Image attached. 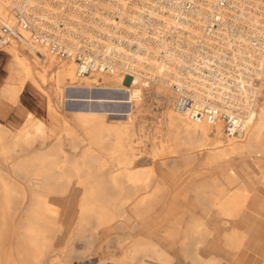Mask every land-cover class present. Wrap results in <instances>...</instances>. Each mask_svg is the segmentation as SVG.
<instances>
[{"label": "bare ground", "instance_id": "obj_1", "mask_svg": "<svg viewBox=\"0 0 264 264\" xmlns=\"http://www.w3.org/2000/svg\"><path fill=\"white\" fill-rule=\"evenodd\" d=\"M105 2L4 0L0 1V24L13 29L12 14L16 11L53 26L62 22L64 36L75 44L85 38L94 15L100 11L105 15L114 13L110 4L113 0ZM4 46L11 58L7 67L11 81L1 96L27 117L20 130L0 125V163L11 172L6 175L0 170V233L5 237L13 210L22 205L23 214L14 227L10 245V255L15 256L17 264H59L76 241L92 249L99 233L106 239V248L115 244L121 254L110 258L115 264H182L175 257L177 252L185 264L264 260V64L248 127L244 134L228 137L221 135L223 125L218 119L193 123L175 113L174 95L164 86L127 87L120 75L77 79L74 62H57L44 49L33 46L24 32L18 38L2 37L0 47ZM26 86L47 98L51 128L19 105ZM54 99L63 105L83 104L84 110L73 112L77 117L69 122L58 114L60 107L53 105ZM149 101L159 103L151 138L143 121L149 115L145 110ZM124 107L127 109L120 110ZM110 118H125V124H108ZM60 131L69 137L57 135ZM136 134L144 138L142 143L151 146L149 154L143 151L140 156L133 152L128 155L123 141ZM51 138L55 146L41 151ZM62 139H69L67 146L72 155L63 151ZM212 139L218 141L211 159L218 171L195 185L191 200L186 187L192 180V171L201 165V148ZM36 141L40 142V151L28 153ZM158 147L170 148L183 164V180L187 181L181 196L166 195L152 168L149 174L135 170L142 158L151 160L157 170L175 161L171 157L156 165L162 160L156 154ZM226 153L243 158L242 165L234 167L230 161L222 162L220 155ZM246 157L252 159L247 162ZM56 170L58 175L53 173ZM168 200L183 203L181 217L194 216L198 210L200 219H205L198 226L190 224L189 230L198 235L195 242L184 244L176 239V233L167 232L163 239L157 235L162 221L178 219L172 216L173 211L164 214ZM64 231L68 233L67 243L58 247Z\"/></svg>", "mask_w": 264, "mask_h": 264}, {"label": "built area", "instance_id": "obj_2", "mask_svg": "<svg viewBox=\"0 0 264 264\" xmlns=\"http://www.w3.org/2000/svg\"><path fill=\"white\" fill-rule=\"evenodd\" d=\"M110 4L114 13L94 15L75 44L62 22L53 26L16 11L13 29L0 24V46L2 37L27 33L49 56L74 62L77 79L120 75L130 86H164L175 113L193 123L218 119L228 137L245 133L264 64V0Z\"/></svg>", "mask_w": 264, "mask_h": 264}, {"label": "rangeland", "instance_id": "obj_3", "mask_svg": "<svg viewBox=\"0 0 264 264\" xmlns=\"http://www.w3.org/2000/svg\"><path fill=\"white\" fill-rule=\"evenodd\" d=\"M12 15L14 19L13 23H15L14 12ZM56 61L58 62V60ZM10 62H11V58L5 50V46L0 47V125L7 127L11 130H20L23 127V125L24 126L26 125L27 117L25 115L20 114L16 107L9 106L6 100L1 96V94L3 93L2 90L5 88L6 84H8L11 81V78L7 73V67L10 64ZM124 84L125 86L130 87L128 79H125ZM95 95L96 94H94V96ZM114 97L121 98L122 95L114 94ZM18 103L23 108V110L29 112L34 119L43 122L47 129L52 127L53 122H51V120L48 119L49 118L48 101L42 92L32 90L29 86H26L20 94ZM53 103H54L53 105L55 106L58 105L60 107V109L57 110L58 114L59 115L62 114V116H64L65 119L69 122H72L75 119V117H77L76 116L77 114L74 115L73 112L78 110H84L83 104L66 103L65 105H63L56 99L53 100ZM126 109L127 108L124 107L120 110L124 111ZM146 109L149 111V115L143 121L145 122L146 133L150 134L149 137L151 138V135L154 130L153 126L157 121L156 117L159 115V110H158L159 103L156 101H151V102L149 101V103L146 104L145 110ZM115 119L121 121L116 122L114 121ZM123 120H125V118H110L107 121V123L111 125H122L125 124ZM30 133H32V130ZM57 135H60L61 137L64 138L69 137L63 131H60V133H58ZM221 135H224L223 128ZM136 139L137 142L135 141ZM143 140L144 138L142 136L136 134L130 140L123 141L125 147L128 149L127 150L128 155H132L133 152L134 155L140 156L141 154L144 153L143 151H145L144 154H149L151 150V146L149 145L148 142L142 143ZM68 141L69 139H62L61 141L62 149L67 155H72L73 153L69 150V147L67 146ZM217 142L218 141H216L215 139H212L210 144H207L203 148H201L202 149L201 165H199L198 167L195 168L194 171H192L194 173L192 175V180L189 181V185L186 187L188 188L186 189V193L188 194L191 200H193L194 198V193H195L194 190L197 187L195 185L198 184L199 186V184L202 183L204 179H207L209 177L210 173H216L218 171L214 163H211L212 161L211 159L213 158V156H215L212 153V149L215 147ZM39 144H40L39 141L34 142L33 147L31 148V150H28V153L39 152L40 151ZM165 144L166 143H164V145ZM54 146H55V140L51 138V140L46 143L45 148L41 149V151L51 150ZM156 154L162 157V160L157 161L156 165H159L162 162L164 163L166 161H169L171 157H173L175 161L172 160L169 162V164L163 166L161 168L162 170H157V169H153L155 164L152 163L151 160H148L147 158H142L135 166V170L142 174L144 173L149 174L152 168V170H155L156 173L155 176L158 177L157 184L159 185V188H161L166 195L181 196V194L185 191L184 186H186V181H187L186 179L183 180L186 177L184 176L185 170L183 171V164L180 162L179 159L175 157V154H173L172 151H170V148L158 147L156 149ZM75 155L76 157H79L80 152L75 153ZM220 156L222 157L220 160L223 159L222 162L230 161L234 165V167H240L242 165V161L244 160L243 158H239L238 156H232V154L230 155L227 153L223 155L221 154ZM207 157L209 158L207 159ZM251 159L252 158L250 157H246L245 160L249 162ZM258 160H263V159L260 158ZM0 170H2L3 173L6 175L11 174L10 170H7V168L3 166L1 163H0ZM53 173L54 175H58L59 171L56 170ZM21 206H18L16 207V209L13 210V212L15 211V213L12 215L13 221L10 224L11 226L8 232L5 234V237H3L4 233H0V264H17V261L14 258L15 256L12 257V255H10V245L12 243V234L14 233V227L20 221L19 219H21V216L23 214L20 213ZM184 207L185 206L183 205V203H178V204L169 203L168 200V203L164 208V214L166 215L167 213H170V211H173L174 214H172V216H176V218L178 219L170 220L169 222L166 220L165 222L162 221L161 224H159L160 227L156 232L159 238L162 239L165 238L168 232V234L176 233L175 236L176 239L178 238L182 240L184 244L192 240H194V242L196 241L198 235L195 233V230L192 232L189 230V228L194 223L197 224V226L200 223L202 224L203 222H205V219L204 220L200 219L201 213L198 210L197 212H194L195 214L194 216L187 215L186 217H181V212ZM209 227L212 226L209 225ZM100 235L101 233L98 234V237L96 238V244H93L92 249L86 248L83 244V241H76L72 245V247H69L70 249L69 248L67 249L68 256H66V258L62 260L59 264H104V263L115 264L114 262L110 261V258H118L121 254L117 250L115 244H109V246L111 247L106 248V243H105L106 239L102 238ZM67 240H68V233L67 231H64V233L61 234L60 236L57 246L64 247L67 243ZM204 240L207 241V238L204 237ZM175 257L179 259V261H181L182 264H185V260L181 258L180 253L177 252ZM239 264H250V261L244 258L243 260H241ZM253 264H264V260L257 259L256 261H254Z\"/></svg>", "mask_w": 264, "mask_h": 264}, {"label": "crops", "instance_id": "obj_4", "mask_svg": "<svg viewBox=\"0 0 264 264\" xmlns=\"http://www.w3.org/2000/svg\"><path fill=\"white\" fill-rule=\"evenodd\" d=\"M254 262L250 263V264H253Z\"/></svg>", "mask_w": 264, "mask_h": 264}]
</instances>
